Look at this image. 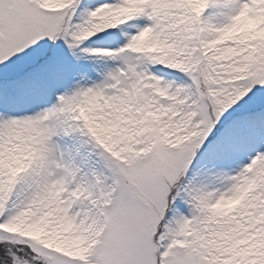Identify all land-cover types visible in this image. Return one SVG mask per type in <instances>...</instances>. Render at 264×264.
Wrapping results in <instances>:
<instances>
[{"label": "snow or ice", "instance_id": "6c2138e0", "mask_svg": "<svg viewBox=\"0 0 264 264\" xmlns=\"http://www.w3.org/2000/svg\"><path fill=\"white\" fill-rule=\"evenodd\" d=\"M0 264H264V0H0Z\"/></svg>", "mask_w": 264, "mask_h": 264}]
</instances>
